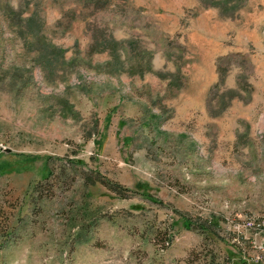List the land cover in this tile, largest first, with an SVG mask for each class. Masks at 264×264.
Returning a JSON list of instances; mask_svg holds the SVG:
<instances>
[{
	"label": "rangeland",
	"instance_id": "374dc122",
	"mask_svg": "<svg viewBox=\"0 0 264 264\" xmlns=\"http://www.w3.org/2000/svg\"><path fill=\"white\" fill-rule=\"evenodd\" d=\"M258 246L264 0H0V264Z\"/></svg>",
	"mask_w": 264,
	"mask_h": 264
},
{
	"label": "built area",
	"instance_id": "2783aa9c",
	"mask_svg": "<svg viewBox=\"0 0 264 264\" xmlns=\"http://www.w3.org/2000/svg\"><path fill=\"white\" fill-rule=\"evenodd\" d=\"M258 223L255 222V219H253L252 217L247 218V221H245L242 226H244L245 228L248 226H256ZM259 249H261V254L259 256H257L255 258V261L261 264H264V247L262 246H258Z\"/></svg>",
	"mask_w": 264,
	"mask_h": 264
},
{
	"label": "trees",
	"instance_id": "16d2710c",
	"mask_svg": "<svg viewBox=\"0 0 264 264\" xmlns=\"http://www.w3.org/2000/svg\"><path fill=\"white\" fill-rule=\"evenodd\" d=\"M112 189H116L115 191H118L117 186H112ZM187 224L190 226L191 225L190 221Z\"/></svg>",
	"mask_w": 264,
	"mask_h": 264
}]
</instances>
